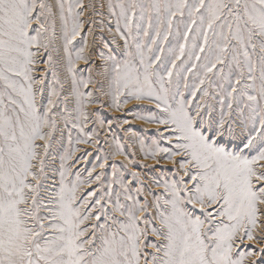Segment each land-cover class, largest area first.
<instances>
[{
	"label": "snow or ice",
	"instance_id": "obj_1",
	"mask_svg": "<svg viewBox=\"0 0 264 264\" xmlns=\"http://www.w3.org/2000/svg\"><path fill=\"white\" fill-rule=\"evenodd\" d=\"M130 104L156 135L127 147L170 178L119 139L77 167L91 106ZM262 261L264 0H0V264Z\"/></svg>",
	"mask_w": 264,
	"mask_h": 264
},
{
	"label": "rangeland",
	"instance_id": "obj_2",
	"mask_svg": "<svg viewBox=\"0 0 264 264\" xmlns=\"http://www.w3.org/2000/svg\"><path fill=\"white\" fill-rule=\"evenodd\" d=\"M87 2V0H86ZM97 4L101 2V0H96ZM103 2L106 3V0H103ZM106 12V9H105ZM99 31V30H98ZM105 37H108V33H104ZM122 44V41L120 42ZM101 46H98L96 49V52L93 53L95 56L98 51L100 50ZM115 47V45H113ZM43 63L41 62L40 64L37 65V77H39L40 72L43 69ZM80 67L83 69L84 65L81 63ZM84 76H87V71L84 70L82 73ZM47 80L51 81V75L48 74ZM68 85H65V95H67V90H68ZM136 103V102H133ZM63 103L60 104L59 109L57 111L59 112L63 108ZM69 109L71 110L74 108V100L70 99L69 104H68ZM145 107H152L151 105H148L145 103ZM96 109H99V112L97 113L103 120H104V126L100 127L95 123L94 120L90 119L89 122L86 124L85 128L86 131H91L93 128H96V130L99 132V136L96 138L98 140L97 145H93L92 143L88 144H80V152H84L87 150L88 152L91 153V155L88 156L87 161H80L79 164H77V167H88L91 168V165L93 162H95L96 156L100 155L103 156L105 153H111L114 150V145H113V140L114 139H119L121 143L125 144V154L128 155L130 152H135V160L137 161L136 164L130 165L129 171L135 170L141 172L145 180H149L151 177L157 175L158 172L161 173H167L169 175V178L171 177V171H172V166L171 164H168L166 161H161L160 163L162 165H167L164 168H161L159 165H157L155 168L149 169V168H144L141 167L139 164V161H143L145 164H154L155 162L152 160H145L143 152L140 150V146L138 143H133L132 148H128L127 145L129 143H132L131 141L126 139V132L129 127V125L132 126V131L136 132L138 135L143 136L148 142L150 143V138L156 133L154 132L155 125L146 123L143 120H139L135 117V115L132 114V112L140 111L139 108H133V106L130 104L126 106L125 110L123 111H115V110H110L107 105H105L103 108H100L99 105H92L91 110L96 111ZM131 109V112L128 111ZM111 120L112 123L111 125L108 124V121ZM127 120L129 123L124 124V121ZM123 125V127H121ZM147 129V131H145ZM63 130V135H64V144L66 145L67 143V129L64 128V122L62 119H59L58 116V131L56 132L55 136L57 139H59L61 135V131ZM73 137H76V131L73 130ZM55 148L57 149L56 152L53 153V155L58 156V152L62 151V149L59 147V145H54ZM103 149V152L100 150ZM80 152H77V156L80 155ZM113 159L117 160V162H122L123 157H113L112 159L108 160V164L106 165L105 172L108 176H111V164ZM129 159H132L131 156H129ZM56 164L58 166L59 160L57 158ZM97 172L101 171L99 168L96 169ZM86 175V173H85ZM125 180H131V176L127 174V172L124 175ZM132 188L135 189L136 183H132ZM87 187V186H86ZM155 188V186H152ZM157 191H159L157 189ZM245 243L249 245H254V242L252 241H246ZM261 264H264V261L261 262Z\"/></svg>",
	"mask_w": 264,
	"mask_h": 264
}]
</instances>
